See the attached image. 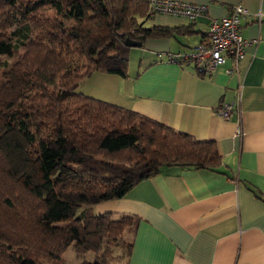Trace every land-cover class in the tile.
Masks as SVG:
<instances>
[{"label":"trees","instance_id":"1","mask_svg":"<svg viewBox=\"0 0 264 264\" xmlns=\"http://www.w3.org/2000/svg\"><path fill=\"white\" fill-rule=\"evenodd\" d=\"M150 18L145 0H0V58L15 61L0 65V119L22 134L42 175L34 185L26 170L20 181L0 151V264H65L71 248L94 256L81 264H113L114 249L129 258L140 219L90 206L162 168H220L213 142L76 92L94 73L126 77L125 39L182 31L144 27Z\"/></svg>","mask_w":264,"mask_h":264},{"label":"crops","instance_id":"2","mask_svg":"<svg viewBox=\"0 0 264 264\" xmlns=\"http://www.w3.org/2000/svg\"><path fill=\"white\" fill-rule=\"evenodd\" d=\"M177 1L202 6L206 15L194 22L152 16L144 27L182 33L147 39L136 52L129 48L125 78L94 73L76 92L213 142L221 166L162 168L125 197L89 210L140 219L126 264H264V0ZM238 5L246 10L241 34L251 45L235 73H227L231 59L208 76L191 64L166 62L167 54L203 42L209 23ZM238 98L229 120L217 115L221 103Z\"/></svg>","mask_w":264,"mask_h":264},{"label":"built area","instance_id":"3","mask_svg":"<svg viewBox=\"0 0 264 264\" xmlns=\"http://www.w3.org/2000/svg\"><path fill=\"white\" fill-rule=\"evenodd\" d=\"M150 10V16L171 15L185 18L190 22L206 15L202 6L189 5L177 0H145ZM246 15V10L238 5L230 9L228 16L212 20L207 29L206 39L186 53L167 54L165 60L171 64H191L200 76L212 75L218 68L231 59L233 68L228 74L235 73L240 63L244 60L246 49L250 41L241 34V18ZM240 99L229 103H221L216 110L217 115L223 120L230 119L234 112H238Z\"/></svg>","mask_w":264,"mask_h":264},{"label":"rangeland","instance_id":"4","mask_svg":"<svg viewBox=\"0 0 264 264\" xmlns=\"http://www.w3.org/2000/svg\"><path fill=\"white\" fill-rule=\"evenodd\" d=\"M61 24L65 29H68L73 26V23L68 20V18L63 15L60 18ZM132 51H138V48H131ZM4 62L13 63L15 62L13 59L2 57L0 58V65ZM1 78V73H0ZM5 123L2 119H0V151L6 156L8 159L9 165L11 169L13 170L15 176L17 178H20V181H23V173L26 170H29L34 185L40 184L42 182V175L39 170L38 164L32 165L29 161L27 154H26V148L28 146L26 140L17 131H6ZM59 170H56L53 173V176L57 175ZM83 207V206H82ZM82 207H74L72 211V216L77 215ZM121 251L119 249L113 250V256L118 258L117 261H114L113 264H126V257H120ZM122 258V259H121ZM94 256L93 255H87L85 257H78L74 251V248H71L68 250V252L64 256V262L65 264H81L83 261H93Z\"/></svg>","mask_w":264,"mask_h":264},{"label":"water","instance_id":"5","mask_svg":"<svg viewBox=\"0 0 264 264\" xmlns=\"http://www.w3.org/2000/svg\"><path fill=\"white\" fill-rule=\"evenodd\" d=\"M124 46H126L127 48H140L142 46V43L140 41L125 39Z\"/></svg>","mask_w":264,"mask_h":264}]
</instances>
